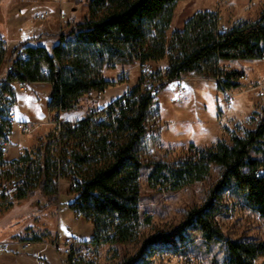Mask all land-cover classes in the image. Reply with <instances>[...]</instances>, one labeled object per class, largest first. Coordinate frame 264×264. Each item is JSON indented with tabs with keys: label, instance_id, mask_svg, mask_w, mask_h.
<instances>
[{
	"label": "trees",
	"instance_id": "1",
	"mask_svg": "<svg viewBox=\"0 0 264 264\" xmlns=\"http://www.w3.org/2000/svg\"><path fill=\"white\" fill-rule=\"evenodd\" d=\"M179 1L91 0L88 17L70 22L52 51L26 42L16 47L0 81V166L9 168L3 172L8 182L21 180L12 192L17 201L40 192L53 206L58 204L59 180L76 184L70 208L94 227L90 242H80V247L137 244V253L121 264H150L160 254H184L197 237L208 245L222 244L224 264H256L264 257V241L228 237L217 217L230 194L264 219V115L242 136L232 132L229 142L205 148L191 144L173 161L144 159V145L157 97L171 82L195 75L217 80L221 91L232 90L244 74L222 69L221 61L264 60V8L257 21L226 31L219 29V13L200 11L168 36ZM7 53L0 39V66ZM161 61H167L164 70L143 72L133 88L104 110H93L76 123H61L46 144L4 161L1 145L12 129L5 119L10 108L4 96L15 95L14 83H50L49 112L61 122L60 115L75 110L84 97L116 87L117 82L105 78L106 69L140 63L145 71L147 64ZM212 167L222 169V180L202 206L188 211L171 231L142 234L150 225L140 210L145 171L151 187L178 192L203 182ZM68 264L93 262L73 249Z\"/></svg>",
	"mask_w": 264,
	"mask_h": 264
},
{
	"label": "rangeland",
	"instance_id": "2",
	"mask_svg": "<svg viewBox=\"0 0 264 264\" xmlns=\"http://www.w3.org/2000/svg\"><path fill=\"white\" fill-rule=\"evenodd\" d=\"M65 0L64 11L69 22L79 23L88 17L91 0ZM59 5L53 0L43 4L33 0L24 10L4 12L5 24H0V33L7 37V59L0 66V72H7L8 61H13V50L33 37L40 29L52 27L59 35L68 31V24L58 17ZM14 9L15 6H13ZM264 0H181L177 3L168 36L182 30L184 24L200 11L217 12L221 26H234L243 22H253L260 18ZM49 13L46 20L38 19ZM67 19L65 21H67ZM60 21V22H59ZM64 21V22H65ZM9 26L8 31L5 29ZM60 27V28H59ZM51 51V47H46ZM224 70L243 72L246 80H240L236 89L221 91L216 81L201 79L195 75L184 76L171 82L157 97L149 121L151 128L144 145V159L175 160L191 144L205 148L219 141H230L231 133L243 135L245 130L256 127L260 116L264 115V60L221 61ZM167 61L149 63L142 69L140 63L117 65L104 71L107 80L117 82L116 87L127 93L140 79L143 72L150 74L156 69L164 70ZM186 89L184 95L177 94V88ZM29 93L17 88L14 112L18 121L31 130L25 134L15 127L11 129L9 154L5 162L18 159L27 150L46 144L49 135L56 132L55 114L49 112L52 96L50 83L28 84ZM112 89V88H111ZM98 93L84 97L79 106L61 114L64 121L76 123L95 110ZM230 101L229 108L227 102ZM25 149V150H24ZM9 168L0 166V264H68L70 247L65 240L74 237L87 241L94 234V227L84 218L77 217L70 204L76 196L71 192V183L62 180L56 205L40 192L32 198L13 200L7 178L3 172ZM222 169L212 167L210 175L203 181L188 186L178 192L161 191L151 187L147 180L148 171L140 180L143 218L150 225L142 229L143 235L168 232L180 225L188 211L202 206L210 196L211 190L222 180ZM218 226L232 239H256L264 241V219L250 209L243 201L227 194L223 200L222 211L217 217ZM78 253L93 264H121L125 258L134 256L139 246L105 245L99 249L76 245ZM36 254V256H35ZM225 250L222 244H206L200 237L195 239L188 251L180 255L160 254L150 264H224ZM256 264H264V257Z\"/></svg>",
	"mask_w": 264,
	"mask_h": 264
},
{
	"label": "crops",
	"instance_id": "3",
	"mask_svg": "<svg viewBox=\"0 0 264 264\" xmlns=\"http://www.w3.org/2000/svg\"><path fill=\"white\" fill-rule=\"evenodd\" d=\"M33 0H0V24H5V16H4V12H9L10 10H24L25 6L27 7ZM40 3L43 4L44 0H36ZM54 1V0H53ZM80 2V4L82 3V0H78ZM74 4V0L69 2V5H73ZM13 6H15L16 9L13 8ZM64 8V5H63ZM5 12V13H6ZM57 12H59V9L57 7ZM48 14V17L46 19L49 18L50 14ZM59 17V15H58ZM44 19V20H46ZM71 19V17H69L67 19V21H65L64 23L69 22V20ZM60 22V21H59ZM70 23V22H69ZM60 28V27H59ZM5 29L8 31L9 26L7 28V24L5 26ZM58 30V29H57ZM54 30L52 27H49L48 29L44 30V29H40L38 31L35 32L34 36L29 38L27 41L31 40L30 45L33 46H50L52 49L54 46H56L59 43V31ZM7 37L4 36V34L0 33V39L3 40L6 44H7ZM26 41H24L23 43H25ZM51 49V51H52ZM234 70V69H233ZM232 71V70H231ZM238 71V70H237ZM6 77V73H2L0 72V81H2L4 78ZM40 83H33V85H37ZM50 86L52 87V85L50 84ZM53 89V87H52ZM122 93V89L120 88H112L107 90L105 93H102L98 96V101L96 102V107L95 110H104L106 107H108L112 102H114L115 100H117L118 98L122 97L124 94ZM61 117V115H60ZM86 118V116L84 117ZM61 123H70L68 121H64L60 118ZM72 123V122H71ZM9 141V139H8ZM26 150L28 149V147L25 148ZM24 149V150H25ZM11 151V150H10ZM10 153V152H9ZM8 153V154H9ZM91 239L87 240V241H80V242H90ZM36 256V254H35Z\"/></svg>",
	"mask_w": 264,
	"mask_h": 264
},
{
	"label": "built area",
	"instance_id": "4",
	"mask_svg": "<svg viewBox=\"0 0 264 264\" xmlns=\"http://www.w3.org/2000/svg\"><path fill=\"white\" fill-rule=\"evenodd\" d=\"M60 7H59V12H58V15H59V18L61 20L62 23H64V21L67 19V14L66 12L64 11V8H63V3L65 0H54ZM48 17V14L45 13V14H41L40 16H38V19L40 20H44ZM220 31H226L227 30V27L224 26V25H220L219 27ZM11 70V68H10ZM48 72L45 71L44 74H47ZM246 80V77L245 76H241L240 80ZM216 81L217 85H218V81L217 80H214ZM15 89H19L20 92L22 93H25V94H28L29 93V88H28V83H20V82H16L13 84ZM227 92H229V90H226ZM186 92V89L183 88L182 86H179L177 88V94L179 96H182L184 95ZM230 94V92H229ZM231 95V94H230ZM5 98V101L7 102V104L9 105V114L8 116L5 118L12 126V128H16L18 129L20 132H23L25 134H28L31 132V130L29 128H27L24 123L20 122L17 120L16 118V115H15V112H14V106L16 104V98H15V95H10V94H6L4 96ZM227 105L228 107L230 108L231 105H230V101L227 102ZM92 109H89V112L88 114L92 113ZM54 125L56 126V128H59L61 126V122H55ZM0 144H1V141H0ZM12 148V145L9 143V141H6V142H3L2 145H1V151L4 155H7L10 150ZM62 180H59V183H61ZM21 184V180L19 179H12L8 182V186H9V189L11 192H14ZM71 187L72 188H76V184H71ZM65 244L67 246L70 247V250L68 251V253L70 254L71 251L73 249H77L76 248V245L77 244H80V242L78 241V239L74 238V237H69L65 240ZM5 247H3L2 245H0V252L4 251ZM80 256V254H79ZM76 259H78V254L75 256Z\"/></svg>",
	"mask_w": 264,
	"mask_h": 264
}]
</instances>
